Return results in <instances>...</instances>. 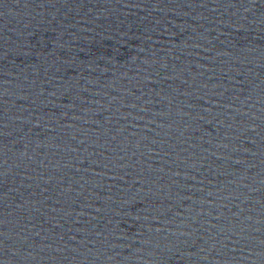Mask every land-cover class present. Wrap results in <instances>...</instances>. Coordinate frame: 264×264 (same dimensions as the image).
Wrapping results in <instances>:
<instances>
[{"label": "water", "instance_id": "obj_1", "mask_svg": "<svg viewBox=\"0 0 264 264\" xmlns=\"http://www.w3.org/2000/svg\"><path fill=\"white\" fill-rule=\"evenodd\" d=\"M0 264H264V0H0Z\"/></svg>", "mask_w": 264, "mask_h": 264}]
</instances>
